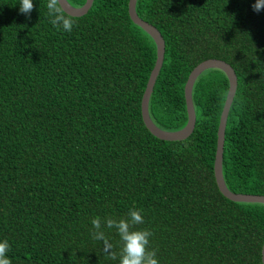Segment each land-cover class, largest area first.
I'll return each mask as SVG.
<instances>
[{"label":"trees","instance_id":"1","mask_svg":"<svg viewBox=\"0 0 264 264\" xmlns=\"http://www.w3.org/2000/svg\"><path fill=\"white\" fill-rule=\"evenodd\" d=\"M79 7L86 0H67ZM47 0L31 19L0 0V242L11 264H119L92 238L91 220L141 211L158 264H263L264 203L233 201L214 161L228 78L217 67L192 87L195 126L181 140L146 127L141 99L156 60L129 0H93L68 32ZM255 0H136L165 51L148 103L159 128L187 121L184 86L214 58L235 70L222 175L234 193L264 195V10Z\"/></svg>","mask_w":264,"mask_h":264},{"label":"water","instance_id":"2","mask_svg":"<svg viewBox=\"0 0 264 264\" xmlns=\"http://www.w3.org/2000/svg\"><path fill=\"white\" fill-rule=\"evenodd\" d=\"M93 0H86L83 5L79 7L72 6L69 4L67 0H61V5L64 10L72 15V16H80L88 11L91 7ZM135 3L136 0H129L128 2V12L129 15L134 23L142 27L155 41L156 44V60L154 67L152 68L146 87L144 89L142 99H141V114L143 121L149 131L156 137L163 139V140H181L188 137L195 126V110L192 102V87L195 82L197 76L204 70L208 68H220L222 69L229 82L228 91L226 95V99L220 114L218 129H217V146H216V153H215V161H214V174L217 185L221 193L226 196L227 198L233 201H242V202H261L264 203V195H255V194H244V193H234L230 191L223 179L222 175V153H223V143H224V134H225V126H226V119L228 115V111L230 108V104L232 102L233 96L235 94V90L237 87V76L233 67L226 61L221 59H206L200 63H198L190 72L185 86H184V96H185V103H186V112H187V121L186 124L178 129V130H165L159 128L155 123L151 120L149 112H148V103L149 98L157 78L158 72L161 68L163 57H164V50L165 44L164 40L157 30L155 26L144 21L141 19L135 10ZM262 261L264 264V243L262 246Z\"/></svg>","mask_w":264,"mask_h":264},{"label":"clouds","instance_id":"3","mask_svg":"<svg viewBox=\"0 0 264 264\" xmlns=\"http://www.w3.org/2000/svg\"><path fill=\"white\" fill-rule=\"evenodd\" d=\"M19 13L31 19V12L35 5L33 0H19ZM47 16L50 24L57 31L70 33L76 26L75 18L68 14L61 5V0H47ZM254 12L259 13L264 10V0H255L252 4ZM165 51V50H164ZM144 223L140 210L130 209L127 218L114 219L107 217L103 221L97 216L91 220L93 231L92 238L103 242L102 251L112 260L117 259V253L112 251L113 245L105 236L102 228L115 229L120 237L119 264H158L157 250L150 249V237L153 233L150 230H133L134 226ZM9 244L5 240L0 242V264H11L6 253Z\"/></svg>","mask_w":264,"mask_h":264}]
</instances>
